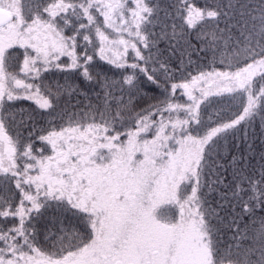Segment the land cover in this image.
Here are the masks:
<instances>
[{
  "label": "snow or ice",
  "instance_id": "snow-or-ice-1",
  "mask_svg": "<svg viewBox=\"0 0 264 264\" xmlns=\"http://www.w3.org/2000/svg\"><path fill=\"white\" fill-rule=\"evenodd\" d=\"M257 124L264 0H0V264H264Z\"/></svg>",
  "mask_w": 264,
  "mask_h": 264
},
{
  "label": "trees",
  "instance_id": "trees-1",
  "mask_svg": "<svg viewBox=\"0 0 264 264\" xmlns=\"http://www.w3.org/2000/svg\"><path fill=\"white\" fill-rule=\"evenodd\" d=\"M163 47V45H161ZM67 59V58H64ZM93 71H103L106 73L109 77L113 79H119L120 78V70L115 69L111 65L106 64L103 61L97 60L96 64L94 65ZM67 75L69 82L78 84L81 89L88 92L89 95L93 94V88L90 87L89 83L84 81L82 77L78 76L75 72H70L67 74L62 73H55V79L59 80L61 83L64 82V77ZM98 90V89H96ZM78 99H82V97H78ZM19 104H22L23 106H28L31 102L29 101H22L17 102ZM248 137L249 141L253 143V147L258 154L261 149H264V131L261 130L259 125H255L253 128L248 129ZM246 148V145H242V149ZM258 158V157H257ZM255 163V160L253 161Z\"/></svg>",
  "mask_w": 264,
  "mask_h": 264
}]
</instances>
